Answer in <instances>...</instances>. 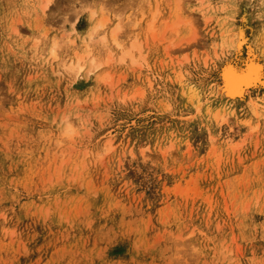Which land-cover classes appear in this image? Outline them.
<instances>
[{
  "label": "rangeland",
  "instance_id": "rangeland-1",
  "mask_svg": "<svg viewBox=\"0 0 264 264\" xmlns=\"http://www.w3.org/2000/svg\"><path fill=\"white\" fill-rule=\"evenodd\" d=\"M48 1L0 0V264H264V0Z\"/></svg>",
  "mask_w": 264,
  "mask_h": 264
},
{
  "label": "bare ground",
  "instance_id": "bare-ground-1",
  "mask_svg": "<svg viewBox=\"0 0 264 264\" xmlns=\"http://www.w3.org/2000/svg\"><path fill=\"white\" fill-rule=\"evenodd\" d=\"M50 2H51V0L48 1V4ZM52 3H50V4H52ZM46 6H47V4H46ZM101 27L102 26L100 25L98 28L101 29ZM53 50H54L53 53L55 54V49H53ZM83 56H82V58L78 59L79 63H80V60L83 59ZM93 60H95V59H93ZM82 61H84V60H82ZM263 70H264L263 66L259 65L258 63H255V64L248 66L247 70L244 72H239L235 68L229 67L225 73V83L223 85V90L227 93L228 97H230L232 99H237L239 97L242 98V97L246 96V94L249 93L251 88L257 87V84H258V82H260V79L262 77ZM243 84H245V85H243ZM261 84H262V86H264V81ZM68 133L71 134L70 129L68 130ZM72 133H73V131H72Z\"/></svg>",
  "mask_w": 264,
  "mask_h": 264
}]
</instances>
